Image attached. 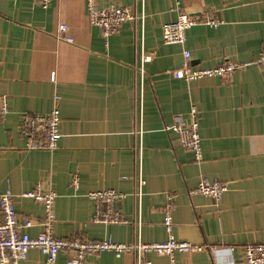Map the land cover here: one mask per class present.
Masks as SVG:
<instances>
[{
	"label": "crops",
	"instance_id": "crops-1",
	"mask_svg": "<svg viewBox=\"0 0 264 264\" xmlns=\"http://www.w3.org/2000/svg\"><path fill=\"white\" fill-rule=\"evenodd\" d=\"M98 3L135 8L145 21L125 23L106 40L90 24L85 0H51L47 8L37 0H0V107H8L0 120V194L10 189L16 211L40 222L42 205L22 195L42 182L58 195L57 238L116 243L167 240L162 208L172 194L175 237L219 252H177L173 260L150 254L151 264H244L246 245L264 243V68L237 70L232 81L186 82L172 71L182 66L185 51L194 68L256 59L264 47V0ZM181 12L221 23L192 26L184 46L166 44L162 27ZM60 24L68 26L73 42L57 38ZM143 54L152 61L142 64ZM56 96L62 115L58 149H30L21 132L23 116L48 114ZM193 106L200 116V162L175 132L165 130L177 118L189 122ZM138 156L145 181L140 202L133 195ZM202 177L228 184L220 203L192 194ZM104 190L127 195L115 206L128 224L94 221L104 207L98 209L88 194ZM26 231L37 236L42 226ZM69 257L70 251H61L54 264H67ZM20 264L48 262L33 249ZM87 264H134V258L103 252Z\"/></svg>",
	"mask_w": 264,
	"mask_h": 264
},
{
	"label": "built area",
	"instance_id": "built-area-1",
	"mask_svg": "<svg viewBox=\"0 0 264 264\" xmlns=\"http://www.w3.org/2000/svg\"><path fill=\"white\" fill-rule=\"evenodd\" d=\"M38 3L47 8L51 0H37ZM86 12L89 22L93 26L101 29L102 35L107 40L108 37L117 33L123 24L131 23L134 27L141 25L145 21L144 13L131 7L121 5H110L100 7L98 0H85ZM199 23L218 27L221 23L211 15L204 17L191 16L181 12L175 22L165 23L162 27L163 39L166 44H178L184 46L187 40V30ZM68 26L60 24L56 36L59 40L73 42L67 36ZM152 61L151 55H142V64ZM264 68V47L259 56L249 62L240 64L227 61L222 65L213 68H194L191 64V54L184 52V61L180 68L172 71L176 79L186 82L197 81L205 78L219 77L225 81H232L237 70L249 66ZM145 76L144 67H140V77ZM55 79V75H52ZM60 97L56 96L52 110L48 114H30L23 116L21 132L27 138L28 147L35 150L55 151L58 149L59 141L62 138L61 123L62 115L60 110ZM8 113L7 105L0 107V120ZM166 131H173L177 134L180 145L194 153L196 161L203 159L202 139L200 136V116L198 109L193 106L190 112V121L185 122L177 118L173 125H169ZM138 174L136 175V190L134 197L141 201L142 187L145 184L140 173V158L137 159ZM73 186L77 188L78 177H74ZM228 190L225 182H211L202 177L198 186L192 190V194H200L220 203ZM57 193L50 187L39 182L37 186L22 195L30 198L42 205L44 218L39 222L31 217L20 215L15 209V195L8 189L0 194V264H20L28 258L31 250H39L47 258L48 264H54L61 251H70L67 264H87V259L91 255H99L103 252H112L117 257L131 254L134 264H151L150 254L168 256L172 260L177 252L198 253L208 251L213 256L219 252L218 247L210 245H197L187 241L178 240L174 235L175 197L167 195V202L162 208L164 219L163 227L168 236L167 240L155 243L143 242L138 237L132 243H116L111 239L101 241H89L81 239H61L53 233L56 222V199ZM88 196L96 202L98 209L104 207L103 215H96L95 222L104 224H128L129 221L122 217L121 212L116 208V203L122 201L127 196L115 190L93 191ZM42 226V231L37 236H31L26 230L37 224ZM140 232L141 221L137 223ZM244 264H264V243L248 244L245 247Z\"/></svg>",
	"mask_w": 264,
	"mask_h": 264
}]
</instances>
